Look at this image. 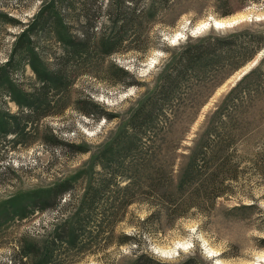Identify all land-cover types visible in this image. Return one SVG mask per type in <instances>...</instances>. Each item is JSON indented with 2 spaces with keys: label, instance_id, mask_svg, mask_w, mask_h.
<instances>
[{
  "label": "rangeland",
  "instance_id": "1",
  "mask_svg": "<svg viewBox=\"0 0 264 264\" xmlns=\"http://www.w3.org/2000/svg\"><path fill=\"white\" fill-rule=\"evenodd\" d=\"M108 2L58 0L57 9L51 10L48 5L51 0H0V73L7 72L13 82L11 86L0 80V206L21 194L57 186L56 183L89 167L90 159L116 140L145 92L157 84L163 62L171 55L162 47L173 54L175 46L185 43L188 36L196 38L211 32L213 36L232 35L233 29L264 30V0H165V7L170 9L159 10L155 25L148 31V51L141 53L125 48L142 38V34H128L130 41L124 43L122 52L102 57L93 48L92 39L98 26L108 24L105 19ZM157 2L142 0L140 4ZM233 19L237 22H230ZM216 20L226 24L215 26ZM164 22L169 26H164ZM60 24L67 26L76 43H81L87 32L92 40H88L90 51L68 55L55 34ZM28 27L32 30V48L48 71L60 74L62 81L57 92L47 93L29 63V55L20 53L17 42ZM144 42L145 35L136 45ZM158 43L160 47H151ZM109 63L135 73L143 86L137 89L113 85L109 80L114 77ZM230 63L231 60L226 64ZM14 88L33 96L20 99ZM204 91L209 93L204 105L190 108L183 119L185 123L174 125L177 134L184 132L186 136L180 153L190 154V148L196 146L194 140L209 128L220 127L223 120L232 124L239 120L242 126L254 129L248 145L243 147L240 143L236 148L238 157L233 165L237 173L229 183L227 195L217 201L210 213L192 209L177 218L166 210L150 218L153 211L148 205L134 203L114 229L115 237L121 233L135 234L134 241L139 247L107 245L100 238L101 245L87 248L71 264L118 263L130 257L134 249L151 253L163 264L179 263L193 255L198 257L195 264H217V261L264 264L261 261L264 256V173L261 170L264 167V50L228 75L219 86L210 92ZM89 111L99 114L107 111L115 118L107 121L101 116L97 120L88 115ZM77 147H84L87 152H79ZM94 168L88 169L91 177L103 174V167ZM118 181L122 185L128 183L125 179ZM109 183L101 200L122 198L117 181ZM73 184L70 192L62 199L48 202L44 210L39 209L45 205L39 201L41 198L30 196L25 217H21V203L25 200L12 204L14 208L7 210L10 217L0 216V264H24L21 251L25 242L43 247L46 234L59 228L60 218L78 207L91 186L89 180L82 179ZM251 204L254 205L243 207ZM121 215L120 211L117 217ZM100 222L104 232H99V237L110 232L105 221ZM96 226V221H92L91 230L87 229L91 232L86 231L89 232L86 243L99 231ZM59 251L52 264H67L64 250Z\"/></svg>",
  "mask_w": 264,
  "mask_h": 264
},
{
  "label": "trees",
  "instance_id": "2",
  "mask_svg": "<svg viewBox=\"0 0 264 264\" xmlns=\"http://www.w3.org/2000/svg\"><path fill=\"white\" fill-rule=\"evenodd\" d=\"M141 1L109 0L105 9V19L108 24L98 26L96 37L92 39L93 48L102 57H111L122 52L124 43L129 44L128 34L135 36L142 34L140 35L142 38L145 35L146 44L136 45L138 44L136 42L142 39L139 38L133 42V45L126 44L125 48L141 53L150 49L146 42L149 40L148 31L155 25L153 22L159 10L166 12L170 7H165V0H158L157 4L142 5ZM56 4L58 0H51L48 5L51 10H56ZM167 24V22L163 23L164 26ZM233 31L232 35L225 36H213V32L196 38L188 36L185 43L175 46L173 54L170 53V49L162 47L171 55L163 62L157 84L145 92L128 125L120 126L122 129L116 140L112 141L108 148L106 145L103 146L100 154L90 159L89 167L79 170L71 178L56 183L57 186L32 194L31 192L21 194L0 206V216L10 217V212L7 210L14 208L12 204L25 200L21 203L23 211L21 217H25L29 212L30 196L41 198L39 201L44 202L45 205L39 209L44 210L48 202L62 199L65 193L70 192L74 182L82 179L89 180L91 184L87 193L78 202V207L60 218V229L56 228L46 234L43 247L37 246L35 242H25L21 251L22 259H25L24 264H52L60 249L65 252L63 258L66 263L71 264L75 260L74 257L81 252H87V248L101 245L100 238H104L107 245L139 247V243L134 241L135 234L131 236L121 233L119 237H115L114 229V225L125 217L123 215L128 207L134 203L148 205L153 211L150 218L157 216L162 210L168 211L172 217L177 218L187 215L192 209L204 214L215 209L217 201L227 195L229 183L236 178L237 168L233 165L238 157L236 148L240 143L243 147L248 145L254 135V129L242 126L239 120L237 124L223 120L220 127L209 128L200 135V138L198 137L199 139L194 140L196 146L190 148V154H182L179 150L182 149L181 144L186 136L183 135L184 132L177 134L173 128L177 122L181 125L185 123L183 119L187 117L190 108H201L204 105L209 94H204V90L210 92L228 75L245 66L264 50V30L248 28L247 31L238 29ZM31 32L28 27L19 37L17 44L20 53L29 55V63L39 81L47 88V93L57 92L62 81L60 74L47 70L31 46ZM55 34L58 41L63 43L68 55H83L84 52L90 51L88 40H92L86 35L87 32L83 34V43H76L75 37L70 35L64 24L56 26ZM151 47L158 48L160 43ZM230 60L232 63L226 64ZM109 69L114 74V77L109 79L113 85L137 89L143 86L135 73L126 71L119 64L109 63ZM0 80L7 81L13 86L7 72L0 73ZM206 85H209L208 88H204ZM13 90L20 99L28 100L33 96L15 88ZM190 95L192 97H189ZM89 104L97 108L95 104ZM102 112L99 114L89 111L88 115L97 120H100L101 116L107 121L115 118L107 111ZM77 150L87 152L84 147H77ZM96 165L104 168V175L91 177L88 169L94 170ZM112 166L117 168V171ZM261 170L264 173V167ZM119 179H125L128 183L122 185ZM110 180L117 181L122 198L101 200L103 191L110 186ZM120 211L122 215L117 217ZM103 220L107 228H110V232L99 237V232L103 231L99 223ZM92 221H96L99 231H95L92 240L86 243L88 237L86 234L91 232L89 230ZM93 253L97 254V251ZM196 261L198 257L193 255L192 258L174 264H195ZM113 264L163 263L151 253L138 252L134 249L130 257H124Z\"/></svg>",
  "mask_w": 264,
  "mask_h": 264
},
{
  "label": "bare ground",
  "instance_id": "3",
  "mask_svg": "<svg viewBox=\"0 0 264 264\" xmlns=\"http://www.w3.org/2000/svg\"><path fill=\"white\" fill-rule=\"evenodd\" d=\"M230 22H234V23H236L237 22V20L236 19H233L232 21H230ZM215 24H216V26H219V27H221V26H224L225 24H226V22H224V21H222V20H216L215 21ZM174 41H176V40H174ZM263 258H261L262 260L261 261H264V256H262ZM217 264H227V263H222V262H220V261H217L216 262ZM255 264H259L258 262H255Z\"/></svg>",
  "mask_w": 264,
  "mask_h": 264
},
{
  "label": "water",
  "instance_id": "4",
  "mask_svg": "<svg viewBox=\"0 0 264 264\" xmlns=\"http://www.w3.org/2000/svg\"><path fill=\"white\" fill-rule=\"evenodd\" d=\"M216 26V24H214ZM222 27V26H221Z\"/></svg>",
  "mask_w": 264,
  "mask_h": 264
}]
</instances>
